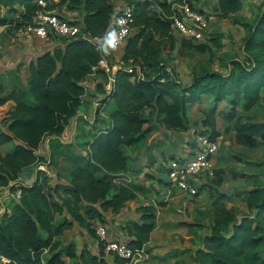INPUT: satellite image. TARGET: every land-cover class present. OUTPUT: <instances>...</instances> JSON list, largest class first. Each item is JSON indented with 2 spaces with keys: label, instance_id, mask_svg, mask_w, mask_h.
I'll list each match as a JSON object with an SVG mask.
<instances>
[{
  "label": "trees",
  "instance_id": "obj_1",
  "mask_svg": "<svg viewBox=\"0 0 264 264\" xmlns=\"http://www.w3.org/2000/svg\"><path fill=\"white\" fill-rule=\"evenodd\" d=\"M40 1L47 3L45 8ZM113 1L0 0V29L15 21L17 27L32 24L38 12H52L58 6L67 5L68 9H78L82 14L80 20L67 21L80 26L82 33L89 34L91 39H62L63 47L31 61L25 86L17 84L9 92L0 86V108L9 102L15 104L0 122V192L4 188H9L12 194L21 191L11 213L0 218V264H66L63 254L77 260L75 264H130L129 260L113 254H110L114 256L113 261L107 259L106 246L89 221H103L109 211L119 214L128 201L136 198L135 185L125 182L112 194L113 180L128 170L129 157L124 148L142 145L152 133L147 109H152L164 128L186 131L188 105L200 104L204 97H211L213 106L206 112L205 131L201 135L213 139L221 136L217 131L216 114L218 106L225 102L230 108L224 120L230 124L235 122L238 141L248 148H264V122H243L237 117L240 107L248 112L264 100V11L253 24L242 23L248 30L243 43V61L233 60L227 74L205 72L196 76L190 85L183 86L164 72L161 55L164 42L175 41L173 17L180 13L175 6L190 0H130L131 24L136 33L126 43L124 60L134 71L128 73L124 68L117 71L110 93L106 90L107 79L101 85L104 95L101 104L104 107L114 101L116 108L105 129L97 128L102 105L96 112V122H87L89 131L86 133L90 139L83 144L87 150L86 165L73 169L69 186L52 185L50 176L43 170H38L31 186L21 183L19 179L24 169L48 164L47 159L39 155L40 145L46 138L61 137L78 115L86 93L83 83L93 74L106 78L103 70H95L104 57L103 43L93 39L108 38L111 24L119 15L115 13ZM188 4L203 13L194 4ZM242 7L243 0H216L215 12L221 18H231ZM5 12L13 14L14 18L9 19ZM178 40L182 48L200 53L208 49L205 42L180 37ZM137 68L149 69L155 75L145 74L143 79L139 78ZM9 143H15L14 149L3 155L1 149ZM56 149L50 145L52 156ZM261 164L264 166V160ZM101 171L104 175L98 176ZM151 178H154L151 174L144 176L146 180ZM160 181L171 186L168 181ZM222 183L220 178L215 185H200L196 197L211 185L213 220L210 226L199 222L182 223L192 233L207 230L202 245L186 252L194 264H264V255L260 253L264 246V174L262 183H257L253 189L233 191L248 210L237 217L227 207L228 192L219 189ZM83 207L87 209L85 214ZM143 211L140 222L125 229L130 237L127 243L134 249H143L156 226L155 212L151 208ZM58 215L62 216L61 220H56ZM75 223L88 230L93 239L96 236L99 253L93 254L87 247L78 252L73 243L62 250L58 237L72 230Z\"/></svg>",
  "mask_w": 264,
  "mask_h": 264
},
{
  "label": "rangeland",
  "instance_id": "obj_2",
  "mask_svg": "<svg viewBox=\"0 0 264 264\" xmlns=\"http://www.w3.org/2000/svg\"><path fill=\"white\" fill-rule=\"evenodd\" d=\"M129 2L130 0H114L115 13L119 14L121 10L129 6ZM188 3L194 4L203 11L206 30L205 34L203 31L204 39L197 43L205 42L208 49L205 53H200L182 48V43L178 40V33L173 30L175 41L167 40L164 42V51L161 55L164 72L173 76L183 86L190 85L196 76L202 75L205 72L227 74L232 68L231 62L233 60L243 61L245 58L243 43L248 35V30L242 23L253 24L256 18L264 11V0H243V7L239 12L232 15L231 18H221L215 12L216 0H190ZM181 6L176 5L175 7L180 10ZM8 12H5L4 15L8 16L9 19L14 18V15ZM52 13L71 22L80 20L82 16L80 10H70L67 8V5L58 6L52 10ZM16 25L17 22L15 21L8 26L9 30L5 29L2 33L3 42L0 46V59L12 57L13 53L11 52L14 50L17 52V55L25 54L29 50L30 53L36 56V54L41 55V53L49 51L52 45L59 43L55 48L63 47L64 40L58 37H51L48 40L34 38L25 30L24 26L17 27ZM135 33L136 31L133 30L132 34L134 35ZM103 41H107V39L101 40V43ZM125 46L126 44L120 47H110L107 45L106 50L109 55L106 58L112 66H120L127 70L128 73H131L134 71L133 67L127 65L124 60ZM27 57L30 58L32 55L18 57L20 61L18 59L17 61L20 62V65L17 69L15 68L17 72L15 69L11 70L8 67H3L0 73V86L4 88L3 91L9 92L13 86L20 83L24 86L27 84L29 63H24ZM24 65H27L25 69L23 71L20 70ZM137 72L139 78L142 79L145 77V74H149V76L155 75L149 69L140 71L137 68ZM102 78L101 76H90L83 83L86 89L83 101L90 105V108L87 110L90 114V120H93L96 116L98 108H101L102 105L101 100L104 99L101 88L104 82ZM105 79L108 80L107 77ZM106 105L104 107L102 105L103 108L97 120L98 129L107 128L109 116L116 108L114 101H110ZM212 106L213 99L211 97H204L200 104L188 105L187 121L189 127L186 131H174L164 128L158 117L152 113V109H147L146 117L148 118V125L152 129L150 137L142 145L124 148L125 153L129 157L128 170L124 175H119L113 180L114 189L112 194L117 193L119 187L125 182L128 185H135L133 192L136 198L128 201L119 214L109 211L105 214L103 221L90 220L89 222L92 228H97L100 224L105 225L106 228L109 227V234L112 239L128 242L130 237L125 229L134 222H140L144 208H151L156 214L155 229L149 235L148 241L142 249V259L131 264H194L193 258L186 250L189 248L195 250L201 246L202 237L206 234L207 230L201 229L198 233H192L187 228H184L182 223L199 222L205 226L212 224L213 207L209 192L211 185L207 187L208 190L206 192H202L201 196L192 197L173 189L160 180L169 182L167 168L170 157H183L185 154H188L189 150L192 151L197 147L192 130L197 129L200 134L205 131L203 123L206 118V112ZM14 108L15 104L13 103H7L0 108V122ZM81 108L85 112L83 104ZM229 108L230 106L225 102H222L218 106L216 124L217 131L221 137L219 138L220 149L216 157L220 158V162L216 166L215 175L211 180V184L215 185L222 178L223 183L220 187H223L224 189H222L225 192L231 190L226 188V184L231 185L232 189H241V185H246L247 181L243 173L252 174L260 172L259 169L254 172L250 168L243 166L246 162L241 158L255 159L259 152L264 151V148L263 151L245 148L238 141L237 133L233 127L235 122L230 124L224 120V115L227 114ZM237 117H241L243 122H264V100L260 101L255 108L248 112L243 111L240 107ZM72 120L61 137L50 139L51 141L49 138H46L38 151L39 155L40 152L44 154L48 162L47 165L43 166L42 169L39 168V170L47 172L50 176V183L54 186L57 184L69 186V175L73 169L78 166H85L87 163V150L83 147V144L90 139L86 133L89 131V128L81 126L82 128L76 129V119L73 118ZM95 122L96 119L93 120V123ZM227 127L230 128L229 131H227ZM62 141L65 143L70 142L68 144L71 146L67 147V144H62ZM14 145L15 143H9L3 146L1 149L3 155L12 152ZM50 145L57 148L53 156L51 154V157L47 154L48 149L50 150ZM238 149H242V151H238ZM263 160L264 152L260 161L262 162ZM50 161L52 162L49 165ZM35 168L36 166H31L24 170L28 171ZM145 174H151L154 178L146 180L144 179ZM103 175V171L98 173V176ZM247 186L251 185L247 184ZM232 195L228 194L227 198L230 199ZM15 196L19 199L17 193H15ZM238 202L240 200H236L234 205L228 204V206L232 207L231 210L236 217L248 212L246 204L241 201L240 206ZM15 203L16 201L13 200L11 209ZM97 207L99 208V205ZM86 210L83 207L82 213L85 214ZM64 215H67V213ZM61 219L62 216L58 215L56 217V220ZM94 237L93 239L88 230L75 223L74 228L66 231L62 236L58 237V240L61 243L62 250H65L69 244L73 243L77 247L78 252L82 248L87 247L94 254L99 253L97 248L98 241L95 235ZM260 253L264 255V246H261ZM105 256L109 261L114 260V256L108 253ZM62 257L66 264H75L77 261L69 259L65 254Z\"/></svg>",
  "mask_w": 264,
  "mask_h": 264
},
{
  "label": "built area",
  "instance_id": "obj_3",
  "mask_svg": "<svg viewBox=\"0 0 264 264\" xmlns=\"http://www.w3.org/2000/svg\"><path fill=\"white\" fill-rule=\"evenodd\" d=\"M53 1L57 2V0ZM39 4L44 8L47 5L44 1H40ZM131 11V7L127 6L121 10L111 24L109 33L114 32L116 34L115 46L117 47L124 46L132 36ZM179 11L180 13L173 17V30L182 39L195 42L202 41L206 30L203 14L194 10L189 4L182 5ZM24 28L34 38L43 40H48L51 37L68 40L77 38L90 39L89 34L82 33L79 26L71 24L48 11L38 12L33 23L24 26ZM108 39L109 35L107 41ZM94 40L101 42L97 38ZM120 69V66H112L105 56L95 68V70H103L108 74V84L106 86L108 93L113 90L116 82V73ZM192 135L195 137L197 147L190 151V154L170 159L167 176L173 189L195 197L198 194L201 183H206L208 179H212L215 175L214 157L220 149V143L219 139L201 135L197 129L192 130ZM17 196L20 198L21 191L17 192ZM107 232L105 225L100 224L96 228V233L100 241L104 242L105 251L108 254H113L123 260H129L130 264L142 259V249H134L124 241L109 239Z\"/></svg>",
  "mask_w": 264,
  "mask_h": 264
},
{
  "label": "crops",
  "instance_id": "obj_4",
  "mask_svg": "<svg viewBox=\"0 0 264 264\" xmlns=\"http://www.w3.org/2000/svg\"><path fill=\"white\" fill-rule=\"evenodd\" d=\"M5 29H7V30H9L10 28L8 27V26H6V27H3V28H1L0 29V46H1V44H2V42H3V38H2V33H3V31H5ZM6 30V31H7ZM103 43H105L104 45L102 44V48H103V52H104V56L105 57H107L109 54L107 53V50H106V46L108 45V41H103ZM57 45H59V43L58 44H55V45H52L50 48H49V51L50 50H52V49H54ZM24 48H25V46H24ZM48 51V50H47ZM4 53H5V51H4ZM11 53H13L12 55V57H9V58H1L0 59V73L2 72V69H3V67L5 66L6 68L8 67V68H10L11 70H14L15 68L17 69V67L20 65L19 63L20 62H18V61H20L19 59H18V57L20 58V57H22V56H27V55H29V56H31L32 55V57H30V58H28L27 57V59H26V61L24 62V63H29V65H30V63H31V61L34 59V58H37L40 54H36V56L34 55V54H32V53H30L29 52V50H27V52H25V54H18L17 55V52L14 50V51H12ZM42 54V53H41ZM17 59H18V61H17ZM16 61V62H15ZM29 65H28V68H29ZM27 65H24V66H22L21 68H20V70H24L25 69V67H26ZM15 69V70H16ZM10 71V70H9ZM17 71V70H16ZM105 72V71H104ZM15 73V72H14ZM13 73V74H14ZM105 75H106V77L108 78V74L107 73H105ZM92 76H94V77H97V76H101V77H103L102 79L104 80V84L106 83V80H105V77L102 75V74H93ZM108 81V80H107ZM107 86V85H106ZM113 102V101H112ZM9 103H13V102H9ZM14 104V103H13ZM83 105H84V108H85V112H83L84 110H82L83 108H81V109H79V112H78V115L75 117V119H76V129H80V127L81 126H83V127H85L86 126V124H87V122L88 123H93V120L95 119V117L93 118V120H90V114L87 112V110L90 108V105L89 104H87L85 101L83 102ZM73 121V120H72ZM71 121V122H72ZM82 128V127H81ZM221 137V136H220ZM219 137V138H220ZM218 138V139H219ZM62 143L63 144H68V143H70V142H63L62 141ZM243 147H245V146H243ZM245 148H248V147H245ZM248 149H251V150H256V151H258V150H262L263 151V147H260V148H248ZM238 151H242V149L240 150V149H238ZM264 152V151H263ZM263 152H259L258 153V155L255 157V159L254 158H252V159H248V158H241L242 160H244L246 163H244L243 164V166H246V167H248V168H250V170H252V171H254V172H256L257 171V169H259V173H252V174H247V173H243V175L245 176V180L247 181L246 182V185L244 186V185H241V189H237V190H240V191H243V190H251V189H253L254 187H255V185L257 184V183H262V181H263V174H264V166L261 164V161H260V159H262V155H263ZM42 152H40V155H42V156H44V154H41ZM191 152H190V150H189V152H188V154H190ZM47 154L51 157V153H50V150L48 149V152H47ZM185 155H187V154H185ZM184 155V156H185ZM171 158V157H170ZM170 158H169V160H170ZM220 158L218 157H214V166H215V171H216V166L219 164V162H220V160H219ZM251 163H255L254 165H252ZM39 168L40 169H42L43 168V166H40V167H36L35 169H33V170H28V171H26V170H24L23 172H22V174L20 175V182L21 183H23V184H25V185H32L33 183H34V181H35V179H36V176H37V172H38V170H39ZM45 169V168H44ZM57 175H58V173H56ZM53 175H55V174H53ZM122 175H124V174H122ZM59 177V176H58ZM223 177V176H222ZM224 178V177H223ZM32 180H33V182H32ZM211 180L212 179H208L207 180V182L206 183H201V184H206V185H208V184H211ZM57 183V182H56ZM247 184H249V185H251V186H247ZM225 187V186H224ZM223 187H220V191L221 192H225L223 189H222ZM226 188H228V190L229 189H231V190H229L228 191V193L227 194H233L232 196H231V198L229 199V198H227V201H226V204H227V207H228V209H232V207L231 206H228V204L230 205H234V202L236 201V200H240V202H238L239 203V205L241 206V199L240 198H238V197H236L235 196V194L233 193V190H235V189H232V186L231 185H228V184H226ZM208 190V188L207 187H205V190H204V192H206ZM232 192V193H231ZM207 194V193H206ZM13 200H15L16 202H18L19 201V199H17V197L15 196V194H12L11 193V191H10V189L9 188H4L1 192H0V218L5 214V213H11V204H12V201ZM243 202V201H242ZM109 228V227H108ZM107 228V231H108V237H109V239H112V237L110 236V234H109V229ZM114 239V238H113ZM65 261V260H64Z\"/></svg>",
  "mask_w": 264,
  "mask_h": 264
},
{
  "label": "clouds",
  "instance_id": "obj_5",
  "mask_svg": "<svg viewBox=\"0 0 264 264\" xmlns=\"http://www.w3.org/2000/svg\"><path fill=\"white\" fill-rule=\"evenodd\" d=\"M108 45L110 47H115L116 45V34L114 32L109 33Z\"/></svg>",
  "mask_w": 264,
  "mask_h": 264
}]
</instances>
